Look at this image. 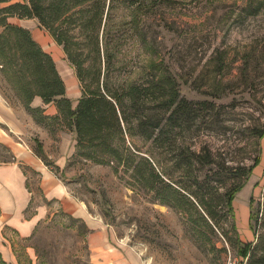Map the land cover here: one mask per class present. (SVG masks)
Here are the masks:
<instances>
[{"label":"rangeland","instance_id":"1","mask_svg":"<svg viewBox=\"0 0 264 264\" xmlns=\"http://www.w3.org/2000/svg\"><path fill=\"white\" fill-rule=\"evenodd\" d=\"M139 6V10L127 5L113 10L114 23L107 34V51L113 54L109 83L142 82L154 69L160 75L175 76L181 96L209 104L207 119L203 121L201 111L189 133L182 136L173 130L177 142L171 148H159L139 135H128V142L150 157L175 185L187 184V176L172 162L183 152L187 154L188 148L200 153L208 146L217 156L225 152L233 162L248 165L259 149V161L233 199L238 236L242 243L252 242V211L264 200V137L258 141L255 135L264 126V0H168L160 7L141 0ZM8 21L29 28L53 55L75 106L81 96L80 84L52 32L36 19L12 16ZM0 91L9 104L23 106L6 85L1 66ZM69 134L59 131L52 148L62 135L71 138ZM10 159L11 153L0 144V161ZM114 166L72 155L56 173L91 213L103 217L117 237L141 253L145 264H247L219 229L213 233L191 225L186 213L133 189L127 183L128 175L115 173ZM30 176L39 192V175L31 171ZM55 208V215L43 221L31 237L14 239L17 258L14 262L3 258L6 264H96L83 220Z\"/></svg>","mask_w":264,"mask_h":264},{"label":"trees","instance_id":"2","mask_svg":"<svg viewBox=\"0 0 264 264\" xmlns=\"http://www.w3.org/2000/svg\"><path fill=\"white\" fill-rule=\"evenodd\" d=\"M167 2L149 0V5L160 7ZM140 4L141 0H0V66L4 81L53 139L59 131L75 134L74 157L97 164L113 163L114 172L127 174V183L133 189L150 193L161 204L186 213L191 225L204 226L213 233L219 229L247 264H264V200L252 211L255 239L249 243H242L238 236L233 210L236 193L260 159L259 149L248 165L233 162L225 152L217 156L208 146L200 153L188 148L187 154L183 152L172 162L187 176V184L175 185L150 157L128 142V135H139L159 148H171L177 142L173 130L182 136L189 133L201 111L203 121L207 119L209 104L181 96L177 78L171 73L160 75L154 69L142 82L123 80L119 86L109 83L113 54L107 51V34L114 23L113 10L121 5L139 10ZM12 16L38 20L63 47L81 88L75 106L53 55L29 28L10 23L8 18ZM37 97L43 105L34 104ZM52 103L57 112L48 114L46 106ZM255 135L258 141L264 137V126ZM31 140L35 142L33 152L55 173L59 171L60 167L46 154L42 140L37 136ZM14 159L11 153L7 161ZM28 187L32 190L30 182ZM0 262L6 264L1 252Z\"/></svg>","mask_w":264,"mask_h":264},{"label":"crops","instance_id":"3","mask_svg":"<svg viewBox=\"0 0 264 264\" xmlns=\"http://www.w3.org/2000/svg\"><path fill=\"white\" fill-rule=\"evenodd\" d=\"M34 104L43 105V101L37 97ZM46 109L48 114L57 112L53 103ZM32 136L42 140L46 154L63 170L75 152V134H69L71 138L62 135L53 149L51 134L37 124L23 106L17 108L9 104L0 91V143L15 156L12 161H0V252L3 258L14 262L17 258L14 239L21 241L31 237L43 221L55 215L58 211L55 207H60L83 220L87 246L96 264H145L141 253L125 239L117 237L103 217L91 213L86 203L71 194L63 180L33 152ZM29 171L39 175L40 194L33 187Z\"/></svg>","mask_w":264,"mask_h":264}]
</instances>
